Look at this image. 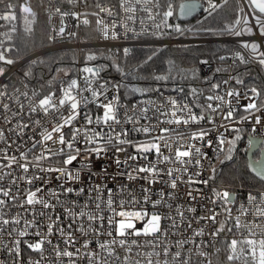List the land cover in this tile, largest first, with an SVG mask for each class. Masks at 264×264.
<instances>
[{
	"label": "snow or ice",
	"instance_id": "1",
	"mask_svg": "<svg viewBox=\"0 0 264 264\" xmlns=\"http://www.w3.org/2000/svg\"><path fill=\"white\" fill-rule=\"evenodd\" d=\"M0 4V20H18L17 5ZM18 7L24 32L32 35L39 13L30 0ZM201 7L206 15L198 27L169 23L177 8L185 17ZM40 8L50 24L49 43L76 37L72 20L75 29H92L103 39H119L120 29L125 37L190 32L236 37L238 47L217 57L214 76L203 78L206 87H178L167 96L161 87H132L145 97L136 103L122 102L126 85L101 76L105 64L86 63L76 72L56 68L46 92L0 82V264H264V190L238 201L233 192L210 186L216 163L234 159L244 126L251 125L249 148L264 128V88L255 83L264 73V0H40ZM221 13L228 18L213 26ZM0 27L9 29L8 46L0 41L3 77L5 66L18 62L9 54L20 48L10 35L17 25ZM158 51L137 66L140 71ZM129 55L123 48L122 56L107 58L123 72L119 60ZM96 59L86 54V61ZM37 63L44 61H30ZM174 69L169 60L168 74L150 71L141 78L167 81ZM192 77L199 79L195 70ZM260 151L256 166L247 167L264 184V147ZM100 160L107 163L94 171ZM197 206L203 215H195Z\"/></svg>",
	"mask_w": 264,
	"mask_h": 264
},
{
	"label": "trees",
	"instance_id": "2",
	"mask_svg": "<svg viewBox=\"0 0 264 264\" xmlns=\"http://www.w3.org/2000/svg\"><path fill=\"white\" fill-rule=\"evenodd\" d=\"M33 9L39 13V16L38 22L34 25L35 31L32 35H28L24 32V28L26 27V23L23 19L24 15L19 10H17L18 20L15 21V24L18 27V31L14 33L13 41L20 48V51L19 53L13 52L11 54L13 59L19 60L30 51L50 44L46 40V35L48 33V22L46 15L40 8V1H35L33 3ZM227 18L228 17L224 16V13H221V16L217 17V21L213 26H222L224 20ZM200 21H203V19ZM205 23H212V21ZM198 26L199 25L197 23L196 27ZM185 46L187 47L185 48ZM233 48L234 45L229 42L169 45L159 51L151 62L143 65L144 71H140L137 66L142 64L146 57L156 49L153 47L138 48L135 50L133 55H129L126 59L119 60L120 67L123 69V72L128 73V75H126L125 82L122 85L129 86L130 88L161 87L162 91H172V89L178 87H184L187 90L189 85L196 86L197 84L201 85L202 87H206V84L203 83V78L213 77L214 69L219 65L216 64L211 71L206 73L201 68V63L199 61L204 58H210L212 61L217 62V57L219 55H228L227 50ZM91 53H94L97 56L96 60L90 61L93 65H108V67L103 70L102 73L109 81L120 75H124L123 72L117 71L116 67L113 65V60L115 58L111 60L107 58L111 55V53L105 51H96ZM74 57L75 54L72 51H53L44 54L42 57L37 59L43 60V64L37 63L35 65H31L29 63L20 69L18 73L24 74L25 72H30L29 77L35 82L34 84L36 85L37 89L40 90L43 86V89L46 92L48 90L47 82L51 80L53 76H56L55 69L71 66L73 64ZM169 60L174 61L178 66V70L174 69L171 73V76L173 77L172 79L157 83L150 78H141L149 77L150 71L157 74H168L167 69ZM53 61L57 62L53 63ZM193 70H195L196 77L199 79H193ZM224 77L225 76H221L220 74H215L216 79H222ZM57 79H59V77ZM246 83H248L247 78ZM255 83L257 87L264 88V73H260L259 75L255 76ZM57 86L58 84L55 85V87ZM121 94L123 98L129 101L142 97L139 93L127 95V93H125L124 87L121 88ZM250 131L251 130L249 127H245V131L242 134L243 139L237 144V151L233 153L234 159L232 161H225L224 164L218 163L216 165L218 170L217 176L214 180L216 184L228 187L247 186L264 188V184H262L255 176L252 168L247 167L250 165L247 156V151L249 148L248 133ZM257 157H259V153L255 154V158Z\"/></svg>",
	"mask_w": 264,
	"mask_h": 264
},
{
	"label": "built area",
	"instance_id": "3",
	"mask_svg": "<svg viewBox=\"0 0 264 264\" xmlns=\"http://www.w3.org/2000/svg\"><path fill=\"white\" fill-rule=\"evenodd\" d=\"M35 1H40V0H30L32 7ZM182 1L183 0H174V3L176 5H179ZM199 1L201 2V4H203V0H199ZM8 2L9 0H4V3H8ZM11 2L14 5H17V7L14 9L17 12V10H19L18 4L22 3L23 0H11ZM45 4H47V0H45ZM64 6L70 7L66 3ZM4 11H5L4 4H0V14H2ZM204 15H206V13H204L203 8H201L200 12L197 15H195L193 18L189 20H182L178 15V8H177L176 16L171 18L169 20V23H173V24L180 23L182 27L193 28V27H196V24L198 23V21L203 19ZM158 21H159V18H157V22ZM8 23L15 24V21L5 22L3 20H0V25H6ZM56 23H57L56 19H53L51 21V25H55ZM74 23L75 22L72 20L68 21L69 29L73 31H78V35L76 37L69 38L66 35L65 38L63 39L58 38L54 43H50L46 46L36 48L30 51L29 53L24 55L22 58L17 60L18 61L17 63H14L13 65H10V66H5L6 67L5 76L0 77V82L15 84L16 87H20L21 83L23 82V83H27L29 89H37L36 85L34 84L35 82L29 76L25 78L23 73L22 74L18 73L19 70L25 67L26 65H28L32 59H38L42 57L44 54H47L53 51H59V50L72 51L75 54L73 64L71 66L65 67L64 69L67 70L71 68L73 72H76L80 68L85 66L86 63H87V66H95L91 62H88L85 60V57H86L85 55L86 53H89V52L105 51L111 54L117 53L120 56L122 55L123 48H129L130 55H133L136 49L142 48V47H153L155 49L162 50L169 45H176V44H200V43H224V42L232 43L234 45V48L238 47L236 43L238 38L236 37H231L228 35H194L193 33H190V32L185 33L184 35H179L175 32H172L171 35L165 34L162 36H154L151 34H141L139 37H133L132 34L130 33L128 37H125L123 35V29H120L121 37L119 39H103L102 37H99V35L95 33L92 29L83 28V27L79 30L75 29L73 26ZM149 24H151V21H147L145 24V27H147ZM93 28H94V25H93ZM6 31H9L7 27H0V41H5V46H8V42L6 41V38L4 36V32ZM49 31H50V24L48 23V32ZM163 31L165 33H168L170 30L163 29ZM10 35H12L13 37L14 33H10ZM245 39H247V37H245ZM11 54L12 53H10L9 55L11 56ZM205 59L210 61L209 64H201V68L206 73L211 71L216 64L219 65V61L214 62L210 58H204L202 60H205ZM60 75L63 76V73H61ZM101 76L104 79L108 80L102 72H101ZM125 78H126V75H120L110 81L113 83L119 82L123 84L125 82ZM224 78H226V76ZM65 79L67 78L65 77ZM58 87L59 85L57 86V88ZM163 91L166 96L176 95V93L173 91H168V90H163ZM144 98L145 97H139L135 100L129 101L122 97V102L125 104L136 103L138 100H142ZM241 103H244V101H241ZM244 127H249L251 130L250 124L245 125ZM135 135L136 134L133 133V136ZM253 135L260 138L262 141V146H264V128L258 127L257 133ZM129 151L131 152L133 150L129 149ZM121 158H123V154H121ZM106 163L107 161H104V160L95 161L93 165V170L99 171V169L102 166H104ZM74 166L79 167V164L74 162ZM108 171L114 172L115 166L113 165L111 168L108 169ZM207 176H208V172L206 171L204 173V178H207ZM109 186H111V181H109ZM210 186L216 187L218 189H226V190L233 192V194L238 199V201H244L249 191L264 190V188H260V187H247V186L228 187L224 185H218L214 181L210 183ZM156 187L157 189H159L160 187H162V185H157ZM185 190L186 189L182 187L181 191L183 192ZM204 191L207 192L209 195H211L208 188H204ZM203 214H204L203 210L197 206V212L195 213V215H203ZM201 224H203V222H201ZM195 226L196 225L194 224V227ZM26 257H27V254H25V258Z\"/></svg>",
	"mask_w": 264,
	"mask_h": 264
},
{
	"label": "water",
	"instance_id": "4",
	"mask_svg": "<svg viewBox=\"0 0 264 264\" xmlns=\"http://www.w3.org/2000/svg\"><path fill=\"white\" fill-rule=\"evenodd\" d=\"M189 2H192V0H183L181 3H189ZM200 2V1H199ZM201 3V2H200ZM202 8V7H201ZM201 8H198L192 15L190 16H185V17H180L182 20H189L191 18H193L195 15H197ZM178 15H179V9H178ZM254 136V135H253ZM254 138L259 141L258 143H255L251 148H248V151H247V156H248V159H249V164L252 165V167H255V161L261 159V148L264 147L262 146V141L260 138L254 136ZM256 153H259V157L258 158H255V154ZM251 167V168H252Z\"/></svg>",
	"mask_w": 264,
	"mask_h": 264
},
{
	"label": "rangeland",
	"instance_id": "5",
	"mask_svg": "<svg viewBox=\"0 0 264 264\" xmlns=\"http://www.w3.org/2000/svg\"><path fill=\"white\" fill-rule=\"evenodd\" d=\"M161 51V50H160ZM129 89H130V87L129 86H127V88H124V90H125V93H127V95H131V94H133V93H131L130 91H129ZM223 157H221V159H222ZM218 164V162L216 163V165Z\"/></svg>",
	"mask_w": 264,
	"mask_h": 264
},
{
	"label": "flooded vegetation",
	"instance_id": "6",
	"mask_svg": "<svg viewBox=\"0 0 264 264\" xmlns=\"http://www.w3.org/2000/svg\"><path fill=\"white\" fill-rule=\"evenodd\" d=\"M258 158V157H257Z\"/></svg>",
	"mask_w": 264,
	"mask_h": 264
}]
</instances>
